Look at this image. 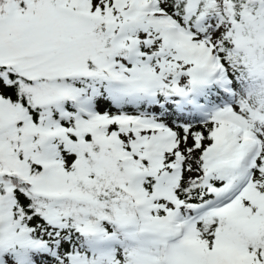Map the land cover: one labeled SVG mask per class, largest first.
I'll return each mask as SVG.
<instances>
[{
    "label": "snow or ice",
    "instance_id": "1",
    "mask_svg": "<svg viewBox=\"0 0 264 264\" xmlns=\"http://www.w3.org/2000/svg\"><path fill=\"white\" fill-rule=\"evenodd\" d=\"M0 264H264V0H0Z\"/></svg>",
    "mask_w": 264,
    "mask_h": 264
}]
</instances>
